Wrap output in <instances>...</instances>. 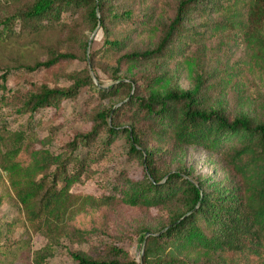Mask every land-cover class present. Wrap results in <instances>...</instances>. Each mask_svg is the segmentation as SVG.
<instances>
[{"label":"rangeland","instance_id":"rangeland-1","mask_svg":"<svg viewBox=\"0 0 264 264\" xmlns=\"http://www.w3.org/2000/svg\"><path fill=\"white\" fill-rule=\"evenodd\" d=\"M33 1L0 0V74L6 75L4 81L0 77L3 148L12 146L20 136L51 151L65 148L76 134L84 133L95 123L98 110L111 109L107 121L118 127L140 128L143 142L133 153L123 133L106 143V131L100 129L88 148L79 144L75 152L83 155V169L70 188L75 201L86 193L95 196L113 193L120 197L128 181L145 180L148 173L142 153L146 151L151 153L157 176L176 170L203 189L220 194L235 186L238 177L231 169L230 154L240 141H225L217 149L200 143L152 141L144 131L156 120L136 107L135 98L149 92L191 89L198 75L202 107L220 108L229 118L244 115L255 123L263 121L264 75L243 62L244 44L239 37H207L208 23L215 16L194 9L184 17V28L172 43L183 51L182 55L126 59L120 57L125 52L157 44L179 0H99L101 6L96 9L100 21L95 25L89 19L92 3L62 11L58 18L54 14L26 18L24 10ZM122 11L131 15L119 18L113 15ZM188 35L198 41L189 44ZM105 36L120 38L122 45L105 50ZM61 53L71 56L28 69ZM87 71L92 83L107 91L96 93L85 85L75 96L62 98L58 108L51 105L32 110L25 106L29 94L40 86L66 88L74 77ZM125 80L136 81L138 85L129 90L126 83H121ZM71 168L69 164L68 169ZM189 204L186 192L149 207L114 199L108 206L83 213L69 223L56 237L49 261L77 264L69 253L71 250L102 257L109 246H118L130 258L139 259L140 234L156 232ZM82 230L84 235L80 233ZM45 242L46 236L26 222L0 167V264H33V250ZM189 258L203 261L197 252L190 253Z\"/></svg>","mask_w":264,"mask_h":264},{"label":"trees","instance_id":"trees-1","mask_svg":"<svg viewBox=\"0 0 264 264\" xmlns=\"http://www.w3.org/2000/svg\"><path fill=\"white\" fill-rule=\"evenodd\" d=\"M87 3H92L89 19L95 25L100 21L96 9L101 6L99 0H34L24 10V16L34 18L54 14L58 18L62 11L68 12ZM194 9L215 16L208 23L207 37H239L244 44L243 62L264 75V0H179L172 19L154 47L125 52L120 57L145 59L182 55L183 51L172 43L184 28V17ZM113 15L119 18L131 14L122 11ZM186 37L189 44L198 41L192 35ZM86 45L87 42L84 51ZM104 45L105 50H110L122 44L120 38L105 36ZM68 56L71 54L61 53L36 62L28 69L51 65ZM0 77L3 81L6 79L5 74L1 73ZM198 79L197 75L191 89L174 88L165 93L149 92L147 96H138L136 107L156 120L144 133L158 143H200L217 149L225 141H240L230 154V166L238 177L237 182L226 194L209 192L176 170L157 176L151 153L146 151L142 153V163L148 173L145 180L128 181L120 197L113 193L101 196L86 193L75 201L70 188L83 169V155L75 152L79 144L88 148L100 129L106 131V143L123 133L133 153L143 142L140 128L118 127L107 121L111 109L98 110L95 123L87 131L76 134L65 148L54 151L31 144L23 136L12 146L3 148L0 133V167L21 205L26 222L47 238V242L33 250V264H51L49 257L56 237L83 213L106 207L114 199L130 205L155 206L185 192L190 203L185 211L174 213L156 232L140 234L139 259L130 258L127 251L118 246H109L102 257H91L74 250L69 252L71 257L77 264H264V120L255 123L244 115L229 118L220 108L202 107ZM121 83H126L129 90L138 85L136 81ZM85 85L96 93L107 91V88L93 84L87 71L74 77L66 88L40 86L38 91L29 94L25 106L32 110L51 105L58 108L62 98L75 96ZM80 233L85 234L83 230ZM192 252L200 254L203 261L190 259Z\"/></svg>","mask_w":264,"mask_h":264}]
</instances>
